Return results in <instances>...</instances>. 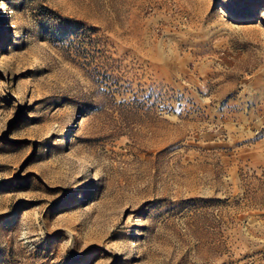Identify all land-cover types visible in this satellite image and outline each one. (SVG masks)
I'll return each mask as SVG.
<instances>
[{
    "label": "rangeland",
    "instance_id": "obj_1",
    "mask_svg": "<svg viewBox=\"0 0 264 264\" xmlns=\"http://www.w3.org/2000/svg\"><path fill=\"white\" fill-rule=\"evenodd\" d=\"M0 264H264V0H0Z\"/></svg>",
    "mask_w": 264,
    "mask_h": 264
}]
</instances>
